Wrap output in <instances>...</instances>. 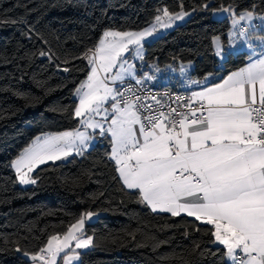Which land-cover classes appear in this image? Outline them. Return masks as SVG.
I'll return each instance as SVG.
<instances>
[{"label":"trees","instance_id":"1","mask_svg":"<svg viewBox=\"0 0 264 264\" xmlns=\"http://www.w3.org/2000/svg\"><path fill=\"white\" fill-rule=\"evenodd\" d=\"M163 8L191 15L144 45L145 63H193L191 76L203 79L240 69L248 58L230 53L219 67L213 40L227 47L231 22L212 12L264 14V0H0V264H31L27 255L87 213L102 215L86 225L93 245L80 264H228L211 225L154 213L123 185L107 137L83 156L39 167L30 187L11 168L40 136L79 126L76 91L90 73L85 53L103 34L143 31Z\"/></svg>","mask_w":264,"mask_h":264},{"label":"snow or ice","instance_id":"2","mask_svg":"<svg viewBox=\"0 0 264 264\" xmlns=\"http://www.w3.org/2000/svg\"><path fill=\"white\" fill-rule=\"evenodd\" d=\"M163 13L169 15L167 9ZM245 18L251 20L252 13H240L232 24ZM161 19L159 15L155 17L157 23ZM162 26L167 27L168 22ZM152 32L153 28H146L138 33H104L105 37L119 39L107 44L101 40L96 48L99 64L90 68L87 81L81 85L87 91L77 89L81 98L74 115L82 117L87 113L89 118L83 122L88 128L99 129L101 136L110 135V158L119 166L123 184L139 190L151 210L173 217L183 213L214 225L212 235L226 246L231 264H264V58L248 63L227 78L221 77V83L194 92L191 99L200 101L196 108L186 102L187 112L172 107L167 111L154 109L134 88L124 86L121 91L106 83L107 73L114 68L119 71L112 76L113 82L121 81L124 74L135 79V73L123 67L128 60L122 53L128 51L129 45H136L139 56L141 40ZM256 38L264 41V36ZM218 40L214 41L216 55L225 60L227 56ZM85 58L89 64L96 63L87 53ZM100 70L105 74L103 78ZM125 92L130 95L126 97ZM109 100L113 117L105 128L94 117L101 111L108 112L104 105ZM91 139L80 131L37 138L38 142L26 148L13 166L22 183H35L26 179L28 172L48 160L69 155L72 148L82 153ZM86 215L91 217L92 213ZM83 224V219L78 221L80 227ZM76 227H70L62 245L53 247L58 238L52 236L39 253L47 251L54 264L57 254L69 248L71 240H77L71 235V228ZM90 242L91 238L77 240L75 247L87 248ZM39 253L31 259L45 260ZM62 259L68 264L70 257L65 253Z\"/></svg>","mask_w":264,"mask_h":264},{"label":"crops","instance_id":"3","mask_svg":"<svg viewBox=\"0 0 264 264\" xmlns=\"http://www.w3.org/2000/svg\"><path fill=\"white\" fill-rule=\"evenodd\" d=\"M243 13H248V12H243ZM251 13H252L251 20L245 18L244 20H242L243 23L238 25L240 28H241V26H248L250 28H253V30L248 35H244L245 37L246 36L250 37L249 40L246 42L245 45H241V47H239L240 49H239L238 53L245 52V53L248 54L247 62H246V64L243 67L247 66L248 63H250V62H252V61H254L256 59L264 58V41H261V40L256 38V37H259V36H264V14H257L255 12H251ZM155 22H156V20L151 22V24L147 28H151L152 25ZM257 25H260L261 29L258 28ZM156 30H157V28H153L152 35L151 36H146V37H144L141 40V46L144 47V45L146 43H148V42L153 40L154 35L157 33ZM103 37H104V34H103ZM109 37L110 38L108 39V41L105 42L106 44L107 43H111L113 40H118V37H111V36H109ZM101 40H103V39H101ZM227 40H228V46H230V45L236 46V44L233 43L235 41H234V38L231 35H229V36L227 35ZM100 42H99V45H100ZM249 44H251L252 47H249ZM99 45L96 48H98ZM129 47L131 48L132 45L128 46V51H129ZM125 53L126 52L122 53V57H124V58H126L128 60V65H124L123 67L129 68L130 71L135 73V79H133V80H140L141 82H150L152 84H163V85H167V86L177 87L179 89L190 91L192 93L202 91L205 86L211 87V86H213L216 83H221L222 82L221 77L227 78V76L229 74L239 70V69H237V70L232 71V72H230V73H228V74H226L224 76L220 73V74L208 75V76H206L203 79H194L191 76V73H192V71L194 69V65L193 64H188V63L187 64H181L180 63V64H177V65L171 64V65H166V66L161 67V66H158L156 63L146 64L145 61H144L145 53H141V55L139 57H137V58L135 57V59H132V61H131L130 57H128V58L125 57ZM88 55L94 57L95 61H96L95 64H89L90 68L95 67L96 65L99 64V59H98L99 54L97 52H96L95 55L90 54V53ZM250 57H251V59H250ZM117 71H119V68H114V69H112V71L107 73L106 83L108 84L109 87L116 88V87H118V85L120 83H122V82H124L126 80H130V78L127 76V74H124L121 81L113 82L112 76L115 75V73ZM100 75H101L102 78L105 75L102 70H100ZM206 78H207V82L205 83ZM86 81H87V78L78 87V89L81 90V93L87 91L86 87L85 88H81V85L84 84ZM194 81H199L200 83L199 84L193 83ZM76 98H77V107H78L79 106V100H80L81 96L77 95V91H76ZM110 103H111V100H109L108 103H106L104 105V108L108 109L107 113H105L104 111H101L100 114L95 115V117H94V119L96 121L101 122L104 125L105 128H107L109 126L110 120L113 117V112L109 108V104ZM105 116H107V119H105ZM77 118L79 119V126L77 128H75V129H73V130H69V131H65V132H73V133H75L76 131H80V132H85V133L89 134L90 136H92V139L88 141L89 147L84 149L82 151V153L77 152V150L75 148H72V149L69 150V152H70L69 155H67V156H63L62 155L61 159H59V160H48L46 163L35 167L31 172L27 173L26 177L29 180H33L32 179V174L39 167H41V166H43L45 164L60 163V162H64V161L68 160L69 158H71L73 156H83L88 150H90L92 147H94L97 144V142H98L100 137H107L111 141L110 135L101 136L99 134V129H90V128L87 127L86 124H84L83 121L89 118L87 113L84 116L77 117ZM137 127H138V125H137ZM62 133H64V132H61V133H48V134H44V135L40 136L39 138L43 139L45 137L55 136V135H59V134H62ZM34 142H38L37 139ZM110 145H111V142H110ZM111 147H112V145H111ZM22 153H24V151ZM110 156H111V150H110ZM111 160L115 163L114 159H111ZM13 162L11 164V168L16 173L17 178H18V182L20 184V179H19L20 173H18L16 168L13 166ZM115 165L117 167V172H118V167L119 166L116 163H115ZM23 171H27V170L23 169ZM118 175H119V172H118ZM120 179L122 181L121 177H120ZM122 183H123V181H122ZM123 185L127 188V186L125 184H123ZM128 190L137 192L139 194V190H137V189H128ZM139 196L141 198L142 203L145 204L147 207H149V209L151 210V206L148 205L145 201H143L142 196L140 194H139ZM151 211H153V210H151ZM153 212L154 213H159V214H169V213L160 212L158 210L157 211H153ZM180 216H187V215L182 213ZM86 218H87V216L84 219L86 220ZM191 218H194V217H191ZM199 221L202 222V223H205L202 220H199ZM75 225H78V222ZM211 226L214 228V225H211ZM73 229L74 228H71V231ZM68 234H69V230H68V232L66 234L61 235L60 237H65ZM87 238H91V237L87 236ZM91 242H92V245H93L92 238H91ZM58 244H61V242H58V240L54 241L53 242V247H56ZM215 244L218 245V246L223 247L225 249V251H226V246L225 245L219 244V242L216 241V240H215ZM35 255H37V254H35ZM29 257H27V258L31 262V264H45V261H47V264H51V262L53 261L52 257L49 256V255H48L49 259L45 258V260H40L38 258L37 260L34 261V260L31 259L32 255H30ZM226 261H227L228 264H231V260L227 257V255H226Z\"/></svg>","mask_w":264,"mask_h":264},{"label":"rangeland","instance_id":"4","mask_svg":"<svg viewBox=\"0 0 264 264\" xmlns=\"http://www.w3.org/2000/svg\"><path fill=\"white\" fill-rule=\"evenodd\" d=\"M165 8L161 9V11L159 12V16H161V21L159 23L155 22L151 28H157V33L154 35V38L153 40L157 39L158 37L164 35L165 33L167 32H170L172 31L175 27L179 26V25H183L190 17V13H185V12H180V13H177V14H171L168 10V16H164V13H163V10ZM224 9V8H223ZM230 10V12H225L223 11L222 9H219V10H215L212 12V16L214 19L216 20H221V19H224V18H228L231 22V29L229 30V32L227 33V35H231L233 38H234V41L233 43L236 44V46H233V45H230V46H227V47H224L223 45V41L220 37L219 40H218V43L223 47V50H224V53L225 55L228 57V55L230 53L232 54H237L239 52V47H241V45H245L246 42L249 40L250 37L248 36H244V34L241 32V29L238 25L242 24L243 22L242 21H239L236 25H233L232 24V20L235 18V19H238V15L240 14H237L234 10L230 9V8H227ZM231 13V14H230ZM180 16L181 18L177 19L176 17L177 16ZM165 22H168V26L167 27H163L162 25L165 23ZM106 32H118V31H114V30H109V31H106ZM139 31H129V33H138ZM110 37H103L102 39L107 42L108 39ZM216 38H214L213 40V46H214V50H215V55H216V51H217V42H214L216 41ZM119 39V38H118ZM136 48L137 46L136 45H132V47L130 48L129 47V51H127L125 53V57H130L131 61L132 59H135V57H139L141 55V53H145V48L143 46H141V52H140V55L138 56L137 55V52H136ZM218 61H219V67H223L224 65V61L226 60H222L220 59L217 55H216ZM188 64H193V63H188ZM26 179H28L26 177ZM34 183H22L20 181V186L22 187H30L31 185H33ZM102 214H99V213H92L91 217H88L86 218V220L84 221V224H83V227H80L79 225H77L76 228H74L72 231H71V235H74L77 237V240H82V239H87V235L85 234V228H86V225L87 223H92L94 221H96ZM58 239V242H61V244H58V245H62L63 241L64 240V237H60V236H56ZM77 240H71L70 241V247L69 248H65L63 251H61L60 253L57 254V256L55 257V261H54V264H64V261H63V257L65 256V253H67V256L70 257V259L68 260V264H80V261H81V254L82 252L90 249L92 247V242L88 245L87 248H76L75 245L77 243ZM30 255H27V257H29ZM30 258V257H29ZM51 264H53V261L51 262Z\"/></svg>","mask_w":264,"mask_h":264},{"label":"built area","instance_id":"5","mask_svg":"<svg viewBox=\"0 0 264 264\" xmlns=\"http://www.w3.org/2000/svg\"><path fill=\"white\" fill-rule=\"evenodd\" d=\"M257 27L261 29L260 25H257ZM240 29L244 35H248L253 30V28L248 26H241ZM95 50L96 49L90 50L89 53L95 55ZM124 86L134 88L136 94L143 98V102L152 105L154 109L159 108L160 110L167 111L169 107H172L177 108L178 111L187 112L188 108L185 107L186 102L193 108L198 107L200 104V101L191 99L193 95L192 92L177 87L163 84H152L150 82L136 84L133 79L126 80L118 85V87L121 88V91L124 90ZM129 95L130 93L125 92L126 97ZM153 97H156V100H154ZM157 100L160 101L159 104H157ZM117 101H119V97L117 98ZM120 106L123 107V103H121ZM39 254L43 255L46 259H49L47 251Z\"/></svg>","mask_w":264,"mask_h":264}]
</instances>
